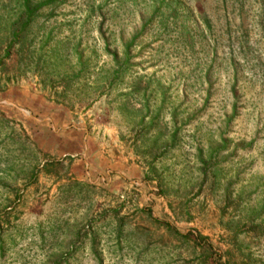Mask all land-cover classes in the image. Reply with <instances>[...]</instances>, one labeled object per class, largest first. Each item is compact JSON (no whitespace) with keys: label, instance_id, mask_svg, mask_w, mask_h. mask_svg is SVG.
<instances>
[{"label":"rangeland","instance_id":"374dc122","mask_svg":"<svg viewBox=\"0 0 264 264\" xmlns=\"http://www.w3.org/2000/svg\"><path fill=\"white\" fill-rule=\"evenodd\" d=\"M0 101V264H264V0H0Z\"/></svg>","mask_w":264,"mask_h":264},{"label":"crops","instance_id":"0c3cea01","mask_svg":"<svg viewBox=\"0 0 264 264\" xmlns=\"http://www.w3.org/2000/svg\"><path fill=\"white\" fill-rule=\"evenodd\" d=\"M28 101L25 102L26 107L28 109H25L29 112V109H32L34 114H38V118L36 117L35 120H38V130H39V141L43 144L47 143L48 141H53L52 138L49 136L52 135L53 138H55L54 142L57 147H66L67 149L74 148L76 149V155L79 156L76 161L80 162L78 164H81V162H84L85 165H89L91 170L95 172L94 166L99 167L101 169H105L108 166L109 159L103 158V154H101V151L99 150V153L96 152L97 147H93L91 144V141L88 140L89 138L85 136L84 129H78V131H71L68 129L69 127V118L68 116L64 115V111L60 109L56 105H52L51 103L46 102L44 99L41 101V97L38 96V103L32 102V100L27 99ZM2 101H0L1 103ZM64 115V116H62ZM34 119L30 120V123H35ZM51 132V133H50ZM50 134V135H49ZM74 134L77 136L76 142L73 145L72 140L70 139L71 135ZM48 144V143H47ZM50 146V145H49ZM69 146V147H67ZM52 149L55 148L54 146L51 147ZM58 151V150H57ZM100 156V157H99ZM80 166V165H79ZM77 166V167H79ZM80 168V167H79ZM78 170V169H77ZM125 170V169H124ZM103 170H101L102 172ZM123 173L127 174L126 171H123Z\"/></svg>","mask_w":264,"mask_h":264},{"label":"built area","instance_id":"2783aa9c","mask_svg":"<svg viewBox=\"0 0 264 264\" xmlns=\"http://www.w3.org/2000/svg\"><path fill=\"white\" fill-rule=\"evenodd\" d=\"M101 179H102L103 181H105V182H106V181H108V179H109V178H108V176H107V175H106V176H105V175H102V176H101Z\"/></svg>","mask_w":264,"mask_h":264}]
</instances>
